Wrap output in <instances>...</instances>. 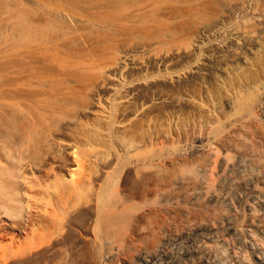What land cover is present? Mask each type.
<instances>
[{
	"label": "rangeland",
	"instance_id": "obj_1",
	"mask_svg": "<svg viewBox=\"0 0 264 264\" xmlns=\"http://www.w3.org/2000/svg\"><path fill=\"white\" fill-rule=\"evenodd\" d=\"M263 65L264 0H0V166L19 176L0 188V264H98L108 235L107 264H129L196 226L193 174L212 158L219 175L198 139L263 143Z\"/></svg>",
	"mask_w": 264,
	"mask_h": 264
},
{
	"label": "bare ground",
	"instance_id": "obj_2",
	"mask_svg": "<svg viewBox=\"0 0 264 264\" xmlns=\"http://www.w3.org/2000/svg\"><path fill=\"white\" fill-rule=\"evenodd\" d=\"M248 87L256 95L254 111L264 132V69ZM262 140V144L255 141L251 145L239 143L236 147L228 146L223 154L218 156L219 148L213 138H199L196 152H207L215 155L219 175L215 183L210 185V169L213 161L212 158H208L205 164L199 166L193 174L195 183L191 192V201L209 214L200 220L196 226L186 230L181 235L173 238L165 237L157 241L152 249L139 251L135 259L129 264H264V139ZM230 150L235 152L234 157L228 156ZM9 153L11 152L3 157L13 158L12 153ZM14 171L0 166V188L3 191H5L2 188L4 187V180L8 178L6 176H9L10 179H16L17 175H14ZM17 177L19 179V176ZM10 179L5 181L8 182ZM81 181L72 184L74 186L72 192L76 196L83 193L87 180L85 183ZM6 182L5 184H7ZM178 185L180 184L175 183L174 189ZM12 190L14 195L19 197L21 191L18 181L14 183ZM72 192L71 194H73ZM7 197L11 202H14L15 198L12 199L8 195ZM171 198L169 193L162 195L163 202H170ZM21 204L23 206L22 202L19 203V206ZM19 206L17 205V209L23 210L25 204L23 207ZM71 210L66 217L71 213ZM33 219H30V222L35 227ZM53 219L51 226L55 227V232L52 240L50 239L52 246L46 250L48 257L55 254V251L61 250L59 247L56 250V247L61 244L64 232V227L61 224L63 220L61 218ZM10 244L13 245V243ZM78 247L75 245V251L78 250ZM99 247L98 264H107L114 259L115 247L110 235L102 240ZM69 263V251L64 250L60 264Z\"/></svg>",
	"mask_w": 264,
	"mask_h": 264
}]
</instances>
